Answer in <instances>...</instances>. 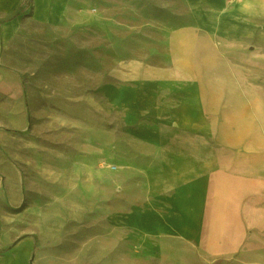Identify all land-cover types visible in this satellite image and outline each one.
Instances as JSON below:
<instances>
[{
    "label": "crops",
    "instance_id": "0c3cea01",
    "mask_svg": "<svg viewBox=\"0 0 264 264\" xmlns=\"http://www.w3.org/2000/svg\"><path fill=\"white\" fill-rule=\"evenodd\" d=\"M202 1L190 0L205 9L195 26L169 36L164 58L117 59L98 90L102 100L47 94L40 112L53 127H76L86 144L97 145L96 162L126 174L120 184L144 193L148 215L167 208L174 216L197 217L188 231L198 232L207 252L225 254L247 242L257 249L260 241L249 240V233L264 235V87L248 74L261 59L264 0ZM71 2L31 0V16L60 27L73 19ZM23 3L0 0V12L8 15ZM75 24H86L85 17ZM3 36L0 26V54ZM0 94L13 99L11 126L33 129L39 112L29 104L22 76L1 65Z\"/></svg>",
    "mask_w": 264,
    "mask_h": 264
},
{
    "label": "rangeland",
    "instance_id": "374dc122",
    "mask_svg": "<svg viewBox=\"0 0 264 264\" xmlns=\"http://www.w3.org/2000/svg\"><path fill=\"white\" fill-rule=\"evenodd\" d=\"M31 6L24 0L15 17L0 23V65L22 76L29 104L39 112L33 129L18 132L7 119L13 99L0 94V264L18 258L20 264H254L255 256L264 259L263 234L249 233V240L260 241L257 249L247 242L235 252L214 254L200 246L198 232L188 231L197 217L174 216L167 208L148 215L144 193L126 192L120 184L126 174L96 162L97 145L86 144L76 127H53L40 112L47 94H93L102 100L98 90L117 59L164 58L169 36L195 26L205 7L190 0H72L73 19L52 27L35 21ZM83 16L86 24L77 26ZM260 47L261 59L248 74L264 87V40ZM113 115L122 130L120 115ZM85 163L93 166L83 168Z\"/></svg>",
    "mask_w": 264,
    "mask_h": 264
},
{
    "label": "water",
    "instance_id": "95a60500",
    "mask_svg": "<svg viewBox=\"0 0 264 264\" xmlns=\"http://www.w3.org/2000/svg\"><path fill=\"white\" fill-rule=\"evenodd\" d=\"M18 11H19V10H16V11H14V12L8 14L7 16L0 18V23H2V22H6V21L12 19L13 17H15V16L17 15V12H18Z\"/></svg>",
    "mask_w": 264,
    "mask_h": 264
}]
</instances>
